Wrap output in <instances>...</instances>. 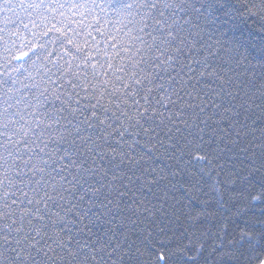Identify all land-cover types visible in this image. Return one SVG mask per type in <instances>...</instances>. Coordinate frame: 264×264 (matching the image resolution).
<instances>
[{"label":"snow or ice","instance_id":"1","mask_svg":"<svg viewBox=\"0 0 264 264\" xmlns=\"http://www.w3.org/2000/svg\"><path fill=\"white\" fill-rule=\"evenodd\" d=\"M241 17L264 32V0H0V264H264V40Z\"/></svg>","mask_w":264,"mask_h":264},{"label":"trees","instance_id":"2","mask_svg":"<svg viewBox=\"0 0 264 264\" xmlns=\"http://www.w3.org/2000/svg\"><path fill=\"white\" fill-rule=\"evenodd\" d=\"M260 28V21L257 18H248L244 19L243 17L239 18L237 20V31L236 35L239 36L241 33L244 34L245 37H249L253 39L255 42L259 43L260 41L264 40V32H261L259 30ZM4 44L3 42H0V50H2ZM3 60L0 59V74H2L6 69L3 67ZM13 67H16L17 64L16 62H13L12 64ZM21 71H23L21 69ZM240 71H243V68L240 69ZM258 86V85H256ZM259 133H257L258 135ZM217 163L221 165L222 171L220 176L218 177V180L220 181L221 187L225 190V196L224 199L228 200L230 197V193L238 189L240 187L239 182L235 185L229 184L226 181L231 177V174L235 171L237 175H244L245 177H248V169L244 167L248 163L247 158L240 153H236L235 155L233 154H228L223 157V160H218ZM256 167L259 168L260 161L257 160L255 162ZM243 168V172L240 171V169ZM199 175L197 176H185L182 178H177L180 180L181 183L188 181L195 183L199 179ZM252 180H260L264 178V171H254L250 177ZM206 179V178H205ZM175 182V181H174ZM201 187V192L199 193L200 197L202 199L207 198L205 197L204 193H207L208 197H211L214 195V193H211L208 191L207 187L204 186V181H201V184L198 185ZM182 195V190L179 189V185H177V191H176V198L180 199ZM172 202L169 201V204ZM182 203H187V201H182ZM177 207L180 209L176 213L177 216L180 217L179 220H176V218L173 216L171 217L172 223L168 224V229L171 230L172 233L179 234L183 230L184 227L188 226V222L185 220L183 212L185 209L181 207L180 205H177ZM212 207L215 208V203L212 202ZM261 208H264V205L257 204L253 209H251V213H255L256 215H259ZM234 211V209H232ZM224 215L228 216L229 223L232 224L235 222L236 224L242 223L243 217H234L230 214V212L225 211L223 213ZM214 224L215 220L212 218H208L204 226L209 229V232L214 230ZM208 243H211V239L208 240Z\"/></svg>","mask_w":264,"mask_h":264}]
</instances>
